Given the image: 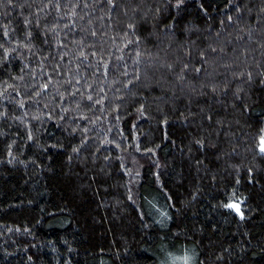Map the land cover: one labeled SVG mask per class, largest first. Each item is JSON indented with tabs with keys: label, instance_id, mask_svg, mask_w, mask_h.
Wrapping results in <instances>:
<instances>
[{
	"label": "trees",
	"instance_id": "trees-1",
	"mask_svg": "<svg viewBox=\"0 0 264 264\" xmlns=\"http://www.w3.org/2000/svg\"><path fill=\"white\" fill-rule=\"evenodd\" d=\"M262 144L264 0H0V264H264Z\"/></svg>",
	"mask_w": 264,
	"mask_h": 264
},
{
	"label": "snow or ice",
	"instance_id": "snow-or-ice-1",
	"mask_svg": "<svg viewBox=\"0 0 264 264\" xmlns=\"http://www.w3.org/2000/svg\"><path fill=\"white\" fill-rule=\"evenodd\" d=\"M181 3V0H177V7H179V4ZM261 150L264 151V144L261 145ZM230 207L236 208V210L239 212V207L235 204L230 205ZM241 215H243V213H241Z\"/></svg>",
	"mask_w": 264,
	"mask_h": 264
}]
</instances>
